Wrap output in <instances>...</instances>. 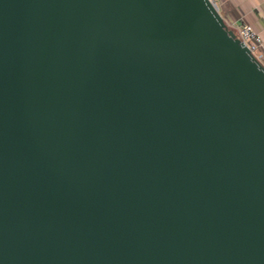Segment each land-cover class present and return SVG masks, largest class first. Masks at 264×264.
Segmentation results:
<instances>
[{
	"label": "water",
	"instance_id": "obj_1",
	"mask_svg": "<svg viewBox=\"0 0 264 264\" xmlns=\"http://www.w3.org/2000/svg\"><path fill=\"white\" fill-rule=\"evenodd\" d=\"M0 264H264V66L214 0H0Z\"/></svg>",
	"mask_w": 264,
	"mask_h": 264
},
{
	"label": "crops",
	"instance_id": "obj_2",
	"mask_svg": "<svg viewBox=\"0 0 264 264\" xmlns=\"http://www.w3.org/2000/svg\"><path fill=\"white\" fill-rule=\"evenodd\" d=\"M228 28L248 23L264 39V0H214Z\"/></svg>",
	"mask_w": 264,
	"mask_h": 264
},
{
	"label": "built area",
	"instance_id": "obj_3",
	"mask_svg": "<svg viewBox=\"0 0 264 264\" xmlns=\"http://www.w3.org/2000/svg\"><path fill=\"white\" fill-rule=\"evenodd\" d=\"M232 30L256 60L264 66V39L260 33L248 23H242Z\"/></svg>",
	"mask_w": 264,
	"mask_h": 264
}]
</instances>
